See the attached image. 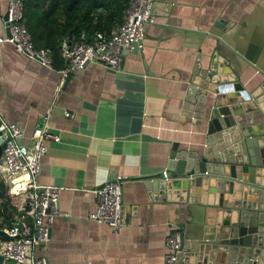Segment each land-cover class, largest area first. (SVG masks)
<instances>
[{"label": "crops", "instance_id": "crops-1", "mask_svg": "<svg viewBox=\"0 0 264 264\" xmlns=\"http://www.w3.org/2000/svg\"><path fill=\"white\" fill-rule=\"evenodd\" d=\"M163 1L171 3L168 14L144 24L141 50L123 51L115 70L87 62L64 84L59 69L0 43L2 115L25 135L34 125L57 135L45 140L36 176L61 187L45 248L37 251L47 264H164L165 238L182 216L149 199L141 180L161 175L172 141L182 138L183 74L197 56L206 65L212 50L222 49L207 34L219 17L233 23L227 40L239 54L231 60L235 70L252 72L264 57V0ZM6 4L0 0V33ZM115 174L123 177L121 203L132 209L112 228L87 212L95 207L92 189Z\"/></svg>", "mask_w": 264, "mask_h": 264}, {"label": "water", "instance_id": "water-1", "mask_svg": "<svg viewBox=\"0 0 264 264\" xmlns=\"http://www.w3.org/2000/svg\"><path fill=\"white\" fill-rule=\"evenodd\" d=\"M153 4L159 15L171 6ZM6 16L4 10V23ZM231 30L232 21L219 17L207 31L222 49L214 48L206 65L197 56L183 74L182 138L170 145L165 176L141 180L149 199L170 203L182 216L174 259L164 264H264V57L252 72L235 70ZM130 209L120 198L121 223Z\"/></svg>", "mask_w": 264, "mask_h": 264}, {"label": "built area", "instance_id": "built-area-1", "mask_svg": "<svg viewBox=\"0 0 264 264\" xmlns=\"http://www.w3.org/2000/svg\"><path fill=\"white\" fill-rule=\"evenodd\" d=\"M22 0H7V30L0 33V43L7 42L15 50L35 59L40 64L50 66L48 50L34 46L23 19ZM121 21L110 32L94 31L90 41L74 40L69 43L62 39L60 52L63 66L59 69L61 83L70 71L79 69L84 63L99 61L109 69H118L122 52L141 50L143 27L156 18L153 0H128L121 11ZM68 115V112H64ZM46 139L57 140L56 134L46 132L42 126L34 125L25 135L14 121L6 120L0 111V178L8 186V193L16 196L13 201L20 215L8 228L3 230L10 238L0 239V264H47L43 251L48 239V226L58 212L57 197L61 187L41 184L36 176L41 157L46 151ZM166 170H161L165 176ZM122 175L115 174L92 189L95 207L87 216L103 222L112 228L118 227L120 207V184ZM24 212V213H22ZM180 233L171 231L165 238L168 248L166 262L174 259Z\"/></svg>", "mask_w": 264, "mask_h": 264}, {"label": "trees", "instance_id": "trees-1", "mask_svg": "<svg viewBox=\"0 0 264 264\" xmlns=\"http://www.w3.org/2000/svg\"><path fill=\"white\" fill-rule=\"evenodd\" d=\"M128 0H22L25 26L36 47L48 50L50 67L60 69V52L68 32L71 42L90 41L94 31L110 32L121 21V11ZM8 186L0 178V229L8 228L20 215ZM24 213V212H22ZM5 237L0 233V239Z\"/></svg>", "mask_w": 264, "mask_h": 264}, {"label": "rangeland", "instance_id": "rangeland-1", "mask_svg": "<svg viewBox=\"0 0 264 264\" xmlns=\"http://www.w3.org/2000/svg\"><path fill=\"white\" fill-rule=\"evenodd\" d=\"M12 198H13V201H15L17 199L16 196H12Z\"/></svg>", "mask_w": 264, "mask_h": 264}]
</instances>
